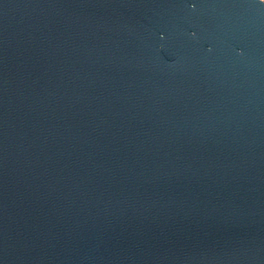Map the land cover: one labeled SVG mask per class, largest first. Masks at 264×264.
<instances>
[{
  "label": "water",
  "instance_id": "obj_1",
  "mask_svg": "<svg viewBox=\"0 0 264 264\" xmlns=\"http://www.w3.org/2000/svg\"><path fill=\"white\" fill-rule=\"evenodd\" d=\"M0 264H264V0H0Z\"/></svg>",
  "mask_w": 264,
  "mask_h": 264
}]
</instances>
